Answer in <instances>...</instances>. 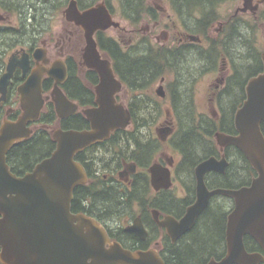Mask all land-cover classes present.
Instances as JSON below:
<instances>
[{
  "label": "flooded vegetation",
  "instance_id": "1",
  "mask_svg": "<svg viewBox=\"0 0 264 264\" xmlns=\"http://www.w3.org/2000/svg\"><path fill=\"white\" fill-rule=\"evenodd\" d=\"M109 1L17 0L15 5L12 0L11 2L0 0V15L2 16L0 27L18 29L19 33L17 37L12 38L10 45L5 46V48L3 46L4 50L0 53V56L5 58V64L0 70V77L6 72V66L10 57L15 56L17 59H21L24 55L27 59L26 70L17 66L9 80L5 95L2 96L0 94V126L4 120L15 121L19 117L21 110L19 108L18 88L26 81L33 70L38 69L39 65H42L49 70L56 67L59 73L62 72L61 70H64L63 80L61 83H57V86L68 100L77 106V111L66 118H57L51 96L56 83L54 79L44 74L41 85V96L44 100V105L41 113L45 114L46 124L39 122L40 116L37 121L29 123V128L32 130L30 137L38 129L46 130L54 143L52 133L55 130L84 131L90 129V123L82 111L98 106L95 90L100 83V77L94 70L85 65L83 59L86 48L84 30L76 20L67 17L66 10L70 4H73L77 14L95 5L104 3L112 20L115 21L113 9ZM215 2L214 6L210 7L209 11L207 10V13H199L197 9L191 11L188 8L186 13L179 16L173 10L174 7L171 0H167L165 7L157 5L155 1L143 0V6L151 9L152 12L151 16L147 15L144 18H148V20L153 22V29L160 26V24L154 22L157 14L163 17L166 13V7L169 5L170 13L175 16L174 21L179 22L176 24L173 21V24L179 30L175 31L174 25H165V30L158 32V34H152L150 33V23L147 20L144 24L146 27H140L141 29L132 28L129 27L132 23L123 18L120 12L121 18L125 21L126 28H120L119 24L116 28L110 27L106 30H97L92 36L100 58L109 60L112 69L113 64L109 56L100 48L101 40H106V42L112 41L113 45L122 55L132 53L136 56L142 52L160 53L163 54V57L167 55L165 57L167 61L166 65H161V68H164V74L155 81L150 95L145 93V91L150 90L152 87L141 90L142 87L135 86L137 89L135 91L130 86L128 89L125 82L121 81L113 71L115 78L121 83L120 91L114 96L117 104L123 105L129 111L128 104L132 95L141 98L146 94L158 100L161 114L156 118L157 121H154L155 125L153 127L147 128L145 126L138 132L137 138L140 143H148L155 149L154 157L146 171L140 169L137 162L133 160L132 155L125 148L122 149V155L118 156L116 164V153H118V149L121 146L125 145V142L121 140V133L117 134L118 130H114L106 140L97 142L75 154L74 160L82 166L86 180L78 184L73 190L71 212L73 214H84L99 222L106 230L111 242H117L123 248L131 251L155 250L162 260L161 254L164 250L167 251L169 249L173 258L176 250L175 247L181 241L193 244V239L195 240L196 237L200 238V235H204L205 210L210 208L214 212H217V206L224 212L221 252L217 256V233L216 235L213 234L215 244L212 250L214 252L207 258H203L201 264H208L211 260H220L227 248V217L235 206L233 200L230 198L217 195L211 196L206 208L196 218L193 226L174 240L168 235L164 224L171 221L170 218L173 219L172 221H180L185 216L188 208L196 201L195 168L198 164L210 157L220 159L224 156L228 162V168L232 162V153L230 152L236 150L233 146H226L221 149L214 138V134L217 132L215 130L212 136L214 145H210V149L212 150L210 155L199 158L195 163L186 164V167L183 169L181 168L182 164H180L183 156H179L173 149V135L180 121L175 108V106L180 107V105L175 103V98L177 100L181 99L185 105L189 106V103L192 104L195 115L193 119L197 124L202 122V125L205 123V120L215 124L221 121L233 124L234 114L246 98L245 86L248 79L245 82L242 95L236 97L239 100L231 112L232 117L229 120L225 119L223 108L225 107L224 103L227 102L228 83L235 74V65L238 62L234 52L229 51V42L231 39L236 38V36L229 37L223 35V33L230 29V33L232 34L235 32V29L239 28L241 29V33H244L246 38H249L247 36L249 34L248 30H242L243 27L240 21L237 23V18L242 15L251 16L258 23L261 21L260 14L263 12L264 2L259 4L257 10L252 13L249 9L247 11L238 10L242 7L241 0V6L234 11L233 15L226 22L218 19L219 17H217L216 12L217 0ZM53 27L57 28L56 32L53 31ZM46 29L52 30L45 34ZM110 29L120 31L118 39L108 35ZM217 33L221 34L217 35ZM128 35L130 36L126 38ZM135 35L139 37L135 38ZM218 39H220L219 43ZM168 55L170 59H168ZM219 61L221 64L220 68ZM227 63L231 65L228 71ZM208 75L214 76V83L210 88L209 95V101L212 106L210 115L196 110L195 83H197L199 77ZM151 80L152 78H149L146 82H151ZM155 84L157 87L154 89ZM159 87L163 90V97L156 93ZM199 126L201 128V125ZM154 128L155 131H153ZM167 128L171 129V133H166L167 131L165 130ZM114 133H116L114 140L109 142ZM199 134L202 136L200 131ZM225 134L235 135L236 133L234 130L231 133L225 132ZM158 145L160 149H158ZM176 156H178L177 159L175 158ZM154 164H158L168 170L171 182L168 188L161 187L155 189L152 185L149 171ZM33 168L25 173L31 172ZM225 173L220 174L217 171L207 172L204 175L207 189L211 191L221 188L217 186V175H224ZM254 177L255 175L250 177L249 183L231 189L249 186ZM78 187L89 188V192L81 199L77 207H73L74 192ZM104 189L108 190L111 194L117 195L120 199H130L129 203L118 214L100 211L96 208L97 205L92 203V197L93 194L99 193ZM217 197H220L218 198V205ZM133 226L142 228L145 234L142 231H140V234L136 233L131 229ZM243 242L248 253H261L264 256L263 248L252 237L249 235L244 236ZM172 258L169 264H172ZM259 264H264V261Z\"/></svg>",
  "mask_w": 264,
  "mask_h": 264
},
{
  "label": "water",
  "instance_id": "2",
  "mask_svg": "<svg viewBox=\"0 0 264 264\" xmlns=\"http://www.w3.org/2000/svg\"><path fill=\"white\" fill-rule=\"evenodd\" d=\"M264 0H242L238 10L254 13ZM73 4L66 10L67 17L76 20L84 30L86 40L85 65L100 77L95 92L96 108L83 110L90 123L84 131L55 130L52 139L55 149L49 157L35 165L31 172L17 176L7 164V153L13 145L30 137L29 123L35 122L44 105L41 96L44 74L55 80L51 93L58 119L77 111L57 83H61L64 70H51L39 65L19 86L21 114L15 121L4 120L0 126V264H165L155 250L131 251L117 242H111L99 222L84 214L71 213L73 190L85 182L82 166L74 160L76 153L106 140L114 130L125 129L130 124V112L114 98L121 83L115 78L111 63L101 59L93 34L97 30L118 27L104 3L76 14ZM72 13V15H70ZM2 16L0 15V20ZM38 54V53H37ZM36 56V55H35ZM263 70L248 79L246 98L234 114L235 135L215 133L222 149L234 146L243 153L256 177L249 186L237 189L217 188L209 191L204 175L209 171L225 173L228 162L210 157L195 168L196 201L180 221L165 224L168 235L174 240L190 229L196 218L206 208L211 196H223L233 200L234 209L226 224V252L220 260L208 264H259L264 261L261 253H248L243 238L252 237L264 252V51L260 55ZM27 59L10 57L6 72L0 77V94L6 93L14 69L26 70ZM42 66V67H41ZM156 93L163 97L159 87ZM165 131L171 133V129ZM151 183L155 189L168 188L169 172L158 164L150 168ZM136 233L142 228L133 226Z\"/></svg>",
  "mask_w": 264,
  "mask_h": 264
},
{
  "label": "trees",
  "instance_id": "3",
  "mask_svg": "<svg viewBox=\"0 0 264 264\" xmlns=\"http://www.w3.org/2000/svg\"><path fill=\"white\" fill-rule=\"evenodd\" d=\"M4 1V0H2ZM11 2V0H8ZM13 4L17 0H12ZM120 4L122 17L132 24L139 23L144 16H151V9L143 6V0H116ZM174 7L173 10L182 16L189 8L191 11L197 9L200 13H207L216 0H171ZM228 0H217V6ZM208 10V11H207ZM260 20L264 21V6L263 12L260 14ZM19 35L18 29H6L0 27V53H2L3 46H8L12 42L13 37ZM223 35L229 37L236 36L229 42V51L234 52L238 64L235 65V74L228 83L227 102L224 103L223 116L229 120L232 117V110L236 102L243 93V88L247 79L256 76L262 71V63L260 59V52L255 47V41L252 38H246L241 29H235V32L230 33V29L225 31ZM111 41V40H110ZM100 48L109 56L113 71L116 76L124 81L127 88L130 86L133 90H137L135 86L146 90L152 87L156 80H158L164 73L161 68L162 64L166 65V56L154 52H142L140 55L132 53L122 55L111 42L106 40L100 41ZM169 56V55H168ZM170 59V56L169 58ZM5 64V58L0 56V70ZM193 64V63H192ZM152 78L151 82H146ZM146 82V83H145ZM137 84V85H135ZM143 85V86H142ZM236 99V100H235ZM176 113L180 118L177 124V130L173 135V149L183 156L180 161L181 168H185L186 164L195 163L201 157H207L212 150L210 145H214L213 134L214 131L228 132L234 131V126L231 122L221 121L220 123H213L205 120V123H196L193 119L194 107L189 103H185L180 99L175 98ZM182 105V106H181ZM128 108L131 114V125L125 130H118L121 133L122 141L125 145L121 146L116 153L115 162L117 164L118 156L122 155L123 150L129 152L133 160L141 170L146 171L151 164L154 157L155 149L148 143L141 144L138 137V132L142 127H153L155 120L161 114L158 100L153 96L144 95L141 98L132 95ZM47 109V107H46ZM49 110V109H48ZM53 113V112H52ZM40 123L46 124L45 114L41 113ZM50 122V121H48ZM154 123V124H153ZM201 125V128L200 126ZM202 133V136L199 134ZM261 131L264 135V124L261 125ZM116 133L112 135L111 141L114 140ZM143 142V141H141ZM54 149V143L50 138V134L46 130L36 131L30 138L23 140L15 145L7 153V163L11 171L17 176L23 175L26 171H30L36 163L48 157ZM158 149H160L158 145ZM232 162L226 170L224 175H217V186L221 188H233L249 183L250 177L256 175L243 154L236 150L231 151ZM87 167V166H86ZM88 168V167H87ZM89 192V188L78 187L74 192L73 207H77L81 199ZM89 196V195H88ZM217 197V205H218ZM126 200V201H125ZM130 199H120L117 195L111 194L108 190H102L99 193L93 194L92 203L97 205L96 208L103 212H111L118 214L129 203ZM205 234L200 235V238L193 239V244H187L186 241H181L177 245L175 254L172 255L169 249L161 254L165 264H169L172 258V264H201L203 258H207L214 251V235L217 233V256L221 252L222 243V229L224 226V212L217 206V212L212 209L205 210ZM214 234V235H213Z\"/></svg>",
  "mask_w": 264,
  "mask_h": 264
},
{
  "label": "rangeland",
  "instance_id": "4",
  "mask_svg": "<svg viewBox=\"0 0 264 264\" xmlns=\"http://www.w3.org/2000/svg\"><path fill=\"white\" fill-rule=\"evenodd\" d=\"M151 1H155L157 3V5L159 6H163L165 7L167 5V0H151ZM112 9H113V15H114V20L117 21L120 24V28L125 27V21L121 18L120 16V8L118 6V3L115 0H110L109 1ZM241 6V0H228L225 1L223 3H221L220 5L217 6V17H219L218 19L223 21H227L234 13V11ZM169 5L166 7V13L165 15L162 17V15L157 14L156 20L154 22H157L158 24H160V26L158 28L153 29L152 28V24L153 22L148 20V18H144L140 23H138L137 25H133L130 24L129 27L132 28H137L139 29L140 27H146L144 26L145 21L147 20L148 23H150V33L152 34H158V32H161L163 30H165L164 26H175V31H178L179 28L173 24L174 21V15L171 14L169 11ZM156 14V11H155ZM238 21H240V24L243 27V31L244 30H248L249 34H247V36L252 40L255 41V47L256 49L261 53L264 51V21L262 22L259 21L257 23V21L253 20V18L251 16H238L237 18V23ZM176 24L179 23L177 21H174ZM59 27V26H58ZM128 28V27H127ZM140 28V29H141ZM223 29V28H222ZM50 30L52 29H46L45 34H47ZM59 30V28H58ZM53 31L56 32L57 28L53 27ZM174 32V31H173ZM120 31L116 30V29H110L108 31V35L111 37H114L116 39H118V37L120 36ZM138 34V33H136ZM148 34V33H146ZM221 33H217V35H220ZM139 35V34H138ZM135 35V38H138L139 36ZM130 35H128L126 38H128ZM220 39H218V43H219ZM221 64L219 61V68H220ZM231 68L230 63H227V71L228 69ZM215 75V74H214ZM214 83V76L213 75H208V76H204V77H199V80L197 81V83H195V89H196V110L203 112L204 114L210 115V111L212 109L211 106V102L209 101V95H210V88L212 87V84ZM157 87V85L155 84L154 89ZM153 91V87L150 90H146L145 93H147L148 95H150ZM158 125V124H157ZM157 127V126H156ZM153 131H155V128L153 129ZM176 159L178 158V156L175 157Z\"/></svg>",
  "mask_w": 264,
  "mask_h": 264
}]
</instances>
